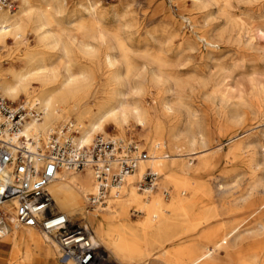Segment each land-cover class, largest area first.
<instances>
[{
  "label": "bare ground",
  "instance_id": "bare-ground-1",
  "mask_svg": "<svg viewBox=\"0 0 264 264\" xmlns=\"http://www.w3.org/2000/svg\"><path fill=\"white\" fill-rule=\"evenodd\" d=\"M11 2L18 4L14 10L10 6L0 9V47L7 51L6 62H10L9 67L0 66V95L11 103L21 97L33 100L40 111L39 119L25 121L20 136L40 141L39 138L61 130H53V127L70 123V119L74 118L75 124L64 127L67 128L66 134L72 132L76 135L77 132V138L72 137L73 142L88 146L96 134L106 135V127L123 133L124 127L132 121L145 130L149 145L150 155L125 178L116 190L117 194L110 196L108 204L106 202L103 207L87 209L88 197L96 191L91 169L80 171V175L75 171L60 170L46 187L53 201V211L86 225L91 242L100 248L106 264H109V257L117 261L116 264H149L150 260L151 264H264L259 263L261 257L264 259V221L256 217L247 222V218L257 215L264 208V201L258 204L253 197L256 176L251 179L243 202L246 218L240 222L235 220L214 225L211 223L214 217L208 208L198 207L196 200L208 192L200 179L209 163L204 160L197 161L195 165H190L189 161L177 163L174 161L176 158H188L195 153L167 156L163 152L165 147L171 154H178L181 147L190 148L186 152H192L198 146L206 147L202 132L197 127L196 113L184 101L174 103L172 97L166 96L177 93L172 88L180 82L175 72L163 70L168 62L154 57L150 64L155 68L139 69L127 56V48L117 38L118 35L109 36L112 39L109 38L106 44L105 33L98 24V2L86 1L80 5L79 11L76 10L77 13L69 16H64L66 0ZM71 25H74L72 30L66 28ZM28 31L35 37L34 46L28 44ZM72 32H80L85 37L76 41L85 61L89 59L96 70L103 66L105 72L100 83L96 71L89 70L79 63L80 60L75 61L68 51L63 36L68 35L72 44L75 42L74 36L69 35ZM9 40L13 41V48L8 47ZM51 45L59 48L64 62L62 67L55 66L44 57V50ZM104 45H107L106 51L103 50ZM107 49L118 51L119 56L107 52ZM73 69L77 71L73 72ZM147 74L163 87L153 96L150 106L129 99L141 91L140 83L138 85L134 78ZM34 84L38 87H33ZM104 87L105 90L101 91ZM216 89L214 87L213 91L216 92ZM219 98V105L223 108L230 102L231 94L220 93ZM176 108L184 109L185 127L182 132L172 130L165 135L163 119L180 120ZM74 126L75 129L71 130ZM260 165L261 162L256 163L255 171ZM147 171L160 178L162 187L171 191L166 203L159 196L149 199L147 194L153 190L155 182L152 188L138 189L137 181L141 182ZM142 195H147L144 200L149 197L147 203ZM133 206L144 214V220L132 222L128 218V208ZM13 214L10 202L0 205V238L11 245V261L19 254L20 239L22 244H26L37 236L35 230H38L19 225ZM194 217L197 221L193 220ZM228 224L229 229L226 227ZM39 232L46 243L57 248L59 260L71 264L66 258H61L54 237L42 230ZM164 244L168 246L160 254L153 253L155 248Z\"/></svg>",
  "mask_w": 264,
  "mask_h": 264
},
{
  "label": "rangeland",
  "instance_id": "rangeland-1",
  "mask_svg": "<svg viewBox=\"0 0 264 264\" xmlns=\"http://www.w3.org/2000/svg\"><path fill=\"white\" fill-rule=\"evenodd\" d=\"M86 1L98 2V24L105 33L106 44L111 37L118 35L117 38L127 48V56L139 69L155 68L150 64L151 59L159 57L168 62L163 70L175 72L174 75L179 77L178 86L171 85L177 88H172L177 93L172 91L171 95L166 96L172 97L174 103L184 101L196 113L197 127L202 132L206 147L198 146L192 152H186L190 150L188 147H181L178 154H171L165 147L163 152L167 156L195 153L188 158H176L174 161L177 163L189 161L190 165H195L199 160L209 163L200 179L208 192L196 198L198 207L208 208L214 217L211 221L214 225L245 219L247 211L242 209L243 202L254 176L257 183L253 197L258 204L264 201V0H226L227 3H223L224 0H66L64 16L77 13L80 5ZM17 5L11 2L10 7L14 10ZM66 28L72 30L74 25ZM69 35L74 36V43H70L68 35L63 36V40L72 58L78 62L80 60L79 63L87 66L89 70L96 71L95 75L100 83L105 72L103 66L96 70L89 59L86 62L77 44L85 38L84 35L80 32ZM26 38L30 46L35 45L33 33L28 31ZM8 47L13 48L12 40L8 41ZM103 47L106 51L107 45ZM109 52L119 56L116 50ZM44 54L50 63L62 67L64 62L61 60L59 48L51 45L44 50ZM0 58L2 68L10 66V62H6L7 51L1 47ZM76 71L77 69H73V72ZM134 81L138 85L140 83L141 91L129 99L137 100L144 106H150L153 96L163 88L159 83L153 82L149 74L134 78ZM33 87L38 86L34 84ZM214 87L217 88L216 92L213 91ZM224 92L231 94V100L222 108L219 105V94ZM90 100L93 102L92 98ZM13 104H24L27 108H35L40 112L39 106L33 100L21 97ZM176 110L179 121L162 118L165 135L172 130L182 132L185 127L184 109ZM71 124H75L74 118L70 119V123L56 125L53 130ZM74 129L75 126L71 130ZM77 135L76 132L72 137L76 139ZM97 136L104 139L132 140L139 146V150L150 155L145 130L132 121L124 127L123 133L106 127V135L96 134L95 137ZM46 137L47 135L38 140L43 142ZM259 162V170L255 171L256 163ZM77 173L81 174L80 171ZM154 182L155 187L147 194L150 197L148 198L159 196L166 203L171 197V191L162 187L161 179L157 176ZM147 195H142L143 200ZM148 198L144 200L145 203ZM127 214L132 222L145 218L136 206L128 208ZM2 217L5 219L3 213ZM256 217L264 221V208L257 215L247 218V222ZM193 220L197 221V217ZM226 227L229 229V224ZM39 231V228L35 230L39 243L51 246L43 240ZM5 241L0 238V242ZM167 246L164 244L155 248L153 253L160 254ZM53 248L58 257L57 248ZM8 252V247L0 243V264L5 263ZM107 262L117 263L112 257ZM262 262L264 263L263 257L259 259V263Z\"/></svg>",
  "mask_w": 264,
  "mask_h": 264
},
{
  "label": "built area",
  "instance_id": "built-area-1",
  "mask_svg": "<svg viewBox=\"0 0 264 264\" xmlns=\"http://www.w3.org/2000/svg\"><path fill=\"white\" fill-rule=\"evenodd\" d=\"M11 0H0V9ZM35 108L13 104L0 95V205L10 202L15 221L52 235L61 258L71 264H105L100 248L90 240V230L81 221L53 211L47 185L60 170L79 172L91 169L96 191L87 200V209L103 207L125 178L135 172L147 154L132 140L95 137L88 146L72 140L75 133L62 128L43 142L20 136L25 121L39 119ZM156 176L147 171L140 191L152 188Z\"/></svg>",
  "mask_w": 264,
  "mask_h": 264
},
{
  "label": "crops",
  "instance_id": "crops-1",
  "mask_svg": "<svg viewBox=\"0 0 264 264\" xmlns=\"http://www.w3.org/2000/svg\"><path fill=\"white\" fill-rule=\"evenodd\" d=\"M37 236H33L29 242L22 244L20 239L19 254L15 261L11 262V245L0 242L8 247L9 252L4 264H66L61 262L54 251L53 246L39 243ZM26 255V256H25ZM55 259L57 261H55Z\"/></svg>",
  "mask_w": 264,
  "mask_h": 264
}]
</instances>
